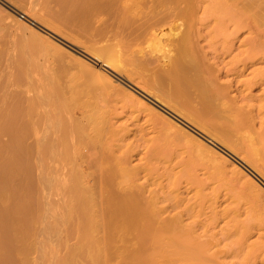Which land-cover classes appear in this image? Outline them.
Masks as SVG:
<instances>
[{"label":"bare ground","instance_id":"1","mask_svg":"<svg viewBox=\"0 0 264 264\" xmlns=\"http://www.w3.org/2000/svg\"><path fill=\"white\" fill-rule=\"evenodd\" d=\"M48 3H49V1H48ZM58 3L61 5L60 7L64 8V10H66V12L72 11V13L74 12L73 13L74 15L75 14L81 15V16L83 15V17H86L85 15H88V14H92V13L94 14V11L96 12V14L98 12H100V14L102 12H108L110 15L113 14V17H112L113 19H111V22L114 20L113 24L109 23L111 26H115V27L111 28L112 32L107 30L106 31L107 33H106V32H104L105 30L103 28H101L103 31L100 30V34H99L98 33L99 30H98L97 33L100 36L105 35V34H107V36H108V34H111L108 36V38H110V41L111 40L113 41V39L114 40L118 39L119 36L121 38V35L125 32L122 35V37L124 36V40H126L125 37L127 35V41H128V43H130V44H128L127 42H123V43H125L124 48H127L126 52H127V50H129L131 52L129 54V57L133 53L136 54V56L139 55L137 53L140 52V49H139V52L135 53L136 52L135 51V48H136L135 43H136V45H138V47H141L143 45H139V44H142L143 40H148L149 44H150L149 50L152 52L154 51V52L149 53L150 51L148 50V53H143L144 51L142 50V52H140L141 55H139V56L140 57L142 56V59H144L143 61L139 60V58H140L139 56L136 57V56L132 55V57L138 58V60L132 58L134 61L135 60L141 61V63L135 61L134 62L135 65H136V63H139V64H137V66L139 65L138 67H140V65H141L143 67V69L141 70L142 72H143V70H145V72H147V73L151 72L150 74H152L153 77L154 76L156 78L158 77L157 82H161L162 84H164V85L166 84L167 86H169L168 91L170 93L165 92V90H163L164 85L162 86L163 88L161 87L162 91H164L165 93H168V95L171 94L175 97V99L177 98L180 100V101H177V103H178L177 106L180 107L181 109H185L186 111L185 112H183V111L179 112V114L182 113V115H184V117L187 120L193 122L194 124H196L197 126L202 128L203 130L209 132L208 128L210 126H209L208 122L212 118L213 119L215 118V120H217V121L223 122V124L226 125V128H227V124H228L229 128L227 130L231 129L229 131H232V132L238 131V130L242 129L243 127H248L250 130L255 131L254 128H256V125H257L256 122H258L259 126L258 125L257 126H258L259 131L256 129L257 132L256 131L254 132L255 138H254L253 144L251 145L252 147L250 146L251 148L246 153L247 154L246 159L251 164H254V162H255L256 163L255 169H257L256 171H258V173L264 175L263 171L259 169V167H262V169L264 170V0H58ZM58 9L60 12L61 9L60 8H58ZM70 9H72V10H70ZM102 14H104V13H102ZM59 15L60 14H58L56 16L59 18L62 17ZM103 16H105V15H103ZM111 16H110V18H111ZM83 17H82V19H83ZM93 17H95V14L93 15ZM96 17H97V15H96ZM76 18H78V17H76ZM101 18H103V17H101ZM31 20H32V18H31ZM83 20H86V18H84ZM33 21L36 22L35 20H33ZM86 21L88 23L89 19H87ZM73 22H78V21H73ZM83 22L86 23L85 21H83ZM109 22H110V20H109ZM104 23H105V20H104ZM106 23H108V22L106 21ZM114 23H115V25H114ZM67 24H68V21H67ZM71 24H72V21H71ZM87 25H89V24H87ZM105 26L106 25H104V27ZM89 27H90V25H89ZM107 27H106V29H108ZM116 29H117V33H115ZM108 31L111 33H109ZM128 37H131V39ZM101 38H105V40H106V36H101ZM101 38H99V39H101ZM116 41H114V42L116 43ZM120 41H123V40L120 39ZM148 41H146V44H148ZM114 42H113V44H114ZM138 42H139V44H138ZM102 43H104V41ZM143 43H144V45H146L145 41ZM151 44L152 45L154 44L155 47H151ZM102 45L103 44H101V46L100 45L99 46L102 47ZM116 45H117L116 47H118V48L113 47L114 48L112 50L113 52H110V49H109V51H107V48H108V47H106L107 44L105 45L106 50L104 48H101V50L102 49L105 50V51L102 50L103 52H99V51L97 52V51H95L96 49L93 50L94 48H96V46L93 49L91 48V51L93 50L92 52L95 55V57H93V58L96 61L100 62V60L101 61L103 60L104 61L103 66L121 74V73H123L122 72L123 67L119 66L118 58L121 57L122 54H120V51H119L120 44L119 45L116 44ZM113 46H115V45H113ZM123 46L121 44L122 49H123ZM133 47H134V50L131 51V49H133ZM157 48H159V54H162L160 51H162L163 54L161 56H159V54H157L155 59H153L152 57H154V54L158 53V50L156 51ZM147 49H145V50H147ZM120 50H121V48H120ZM114 51L118 52L119 56ZM121 51H124V49ZM126 52L124 51L123 53L126 54ZM127 53H129V52H127ZM142 53H143V55H142ZM117 56H118V58H117ZM133 60H132V62H133ZM120 61L124 62V60H122V58ZM126 62H128V61H126ZM74 65L76 66V64H74ZM81 65H82V63H81ZM130 65L132 66L133 63H131ZM84 66H86V65H84ZM77 67L79 69L80 66L77 65ZM133 67H134V65H133ZM87 68H89V67L86 66V69ZM10 69H12V68H10ZM86 69H84V70H86ZM84 70H81L83 74L85 73V72H83ZM90 70H91V68H90ZM90 70H87V72ZM43 72H44V70H43ZM99 74H101V73H99ZM148 74H146V75H148ZM93 75H90V76L93 77ZM102 75L101 76L99 75L100 79H99V77H97L98 82L101 81V84L103 83V85L116 86L113 84V79H111L110 77L106 78ZM128 75H130V74H128ZM27 76H29V75L27 74ZM38 76H39V73H38ZM94 76H97V75L95 74ZM124 76H126V75H124ZM152 76H147V77L150 79V78H152ZM13 77H12V79H13ZM147 77H145V78L147 79ZM38 78H40V76ZM48 78L50 81V77H48ZM129 78H131V77H129ZM142 78H144V77H142ZM149 79H147V80H149ZM6 80H7V78H6ZM13 80H12V82H13ZM152 80H153V78H152ZM39 81H38V83H39ZM152 82H155V81H152ZM42 83L40 82L41 86H43ZM47 83H48V81H47ZM150 83H151V81H150ZM34 84H36V83H34ZM118 84H119V82H118ZM147 84H149V83H147ZM152 84L154 85V83H152ZM162 84H160V86ZM54 85H55V83H54ZM141 85L142 84H140V86ZM151 87H153V86H151ZM154 87L159 88L158 86H156V84L154 85ZM37 88H39V87H37ZM142 88L144 91L147 90L146 87H142ZM155 88H153V89H155ZM9 89H11V88H9ZM39 90H35V91H38V93L40 92L38 97L36 98L37 100L34 101L33 97L31 96L32 100L34 102L30 106L29 112L31 114L30 113L29 114L31 116L30 117L28 116L29 117V120L27 122L28 125L24 122V120H22V117H23L22 114L24 112L23 113L18 112L16 105L14 103H13L14 105L12 104L14 106V108L10 109L11 114H8L9 117L6 116V113L3 116H6L7 119L2 116L3 120L5 118L6 123H5V121H3V123H1L2 126L0 125L2 129L4 128L3 132H1V133H4V130H5L6 132L10 133L11 138H12L10 147H8L9 145H7V147L9 148V151L6 152L4 149L0 148V249H3L5 247H9L11 249V251L14 250L13 252H15V253H17L16 250H17V246L19 244L22 245V247H21L22 250L24 252H26L25 250H27V253H28V248H26L25 246L30 243L28 238L31 236L28 237V235L31 234L29 231H31L33 229L32 224L34 222L41 223L43 225L42 229L40 230V234L42 233L45 236L44 240L48 239V237L50 240L49 235L53 234V231H55L57 233L59 231V229H58V231H56V228L58 227V225L56 226L55 222L58 221V223H60L59 220L60 221L63 220L62 221L63 223H61V225H64V226H62L63 229H61L63 231L64 228L66 229L67 223L70 222V220L76 218L79 220L77 222H74L75 225L72 223L75 226L74 228L76 230H78L80 234L84 235V237H87L90 234V232H93L94 230L97 229V227L99 226V223H97V222L93 223L92 222L93 218H96V215H97V211L96 210L94 211L91 208V205L94 206V204H95V197L93 196V194L89 195L84 191L85 189L82 187L83 186L82 183L85 182L88 184V186H93L94 184H98L103 189L104 186H102V185L105 182H106L105 184H108L109 182H111V185H113L114 182H112V181L116 179V177H115V179L113 178L115 175L111 172L110 173L107 172L108 174H106V175H105V173L103 174V172H102L101 175H99V176L97 175V176H95V178H92L93 176L90 173V175L87 176L84 179V181L82 182L81 178L83 175H81V172L84 169L97 167L96 171L98 168H100L99 170L101 171L100 166L105 165L104 164L105 162L102 161L104 159L103 156H107L108 154H110L109 152H107V150L108 151L110 150V152L113 153V150H117V149H113V150L109 149V148L105 149V151L108 154L103 155L102 158L100 157L102 160H100V159L99 160L102 163H101V165L99 164V166H98L97 164L100 163V161L96 162L95 160L90 159L88 156L90 150L93 151V149H91V146H92V148H95V147H93L94 146L93 143H90L92 145H89V143L87 142V145L85 146V144H83L82 142L87 140V139L86 140L84 139L85 137H83V135L84 134L86 135V133H88V138L91 137V139H92L94 137L95 140L92 139L91 141L92 142L95 141V143H94L95 146H96V144H97V147L100 146V147H98L99 149L101 147H103V146H101L103 141H104L103 136L106 134L104 132L107 131V129H104L106 131H103L104 124H103L102 128H100L102 125L98 126L99 123L97 124V126L95 124L96 127H99L100 129H102L101 132L99 130H96V131H98L99 134L101 133L100 137H103L102 138L103 141L100 139L99 136L95 137V136H97L96 134L98 132L95 134V136H92V135L89 136V134H90L89 132L92 133V132H94V130L91 131V129H88V128L86 129L85 125L83 126L85 119L83 120V122L81 121L83 124L81 123V125H80V123L77 120L78 117L75 119V117H73L70 114L74 118V120H73V118L71 119L69 117L70 116L69 114H68L69 116H67V114H64V113H66V111L68 109L65 111L64 109H66V108L64 106H61L58 103L56 104V102H54V100L56 101V99L53 98L54 96L52 97V95H48L46 92L42 93ZM119 91H121V90L119 89ZM156 91H157V89H156ZM147 92H148V90L145 93H147ZM53 93L54 92H52L51 94H53ZM11 94H13V93H11ZM32 94H34V93H31V95ZM162 95L164 96V97L162 96L163 99H165V97L168 96V95L165 96L164 94H162ZM5 96H7V94H5ZM28 96H30V95H28ZM35 96H37V95L34 94V98H35ZM134 96H136V95H134ZM156 97L160 99V97L158 95H156ZM137 98L140 99V97H137ZM27 99H29V98H27ZM168 100H170V98ZM172 101L173 100H171V102ZM173 103H175V101ZM168 105H170V104H168ZM171 107L173 108V106H171ZM61 110H62V112H61ZM175 110H177V112L179 111L177 109V107H175ZM70 111H68V113H70ZM83 116H84V114H83ZM81 118H82V116H81ZM88 120H89V118H88ZM106 120L108 121L109 119H106ZM76 121L79 123L80 126L75 123ZM79 121H80V119H79ZM105 121L103 123H105V125H106L107 122H105ZM1 122H2V120H1ZM109 122L110 121H108V123ZM86 123L87 122L85 121V124ZM223 124H220V125L213 124V125H211V127L213 126V128H214L215 126L216 127L218 126L219 128H221V129H219L221 135H219L220 133H218L217 136L216 135H214V136L216 137V139H219L220 141H222L226 145V140H225L224 136L225 135L227 136L229 134L228 133L229 131H226V128ZM86 126H87V124H86ZM96 127L94 129H96ZM106 127H107V125H106ZM109 127H111V124ZM30 128H31V130H29ZM113 128H114V125H113ZM115 128H117V127H115ZM122 129H120L121 132H122ZM110 130L111 129L109 128L108 131H110ZM116 130L117 129H114L112 132L110 131L112 133V135H113L114 131L116 133ZM118 130H119V128H118ZM28 131L29 132L31 131V135H33V137L32 136H29V137L34 138L33 139L34 142H33V144H31L33 146V149L31 148L32 146L30 147L31 150H29V147H28V151H30V152L32 151V153L34 151L36 154L34 157L35 159L33 158L34 164L31 161L32 165H29L27 163L28 161L25 162V160H26L25 154L27 152V150H26L27 148L25 147L26 145L25 146L23 145L25 143V142H23V138L24 137L26 138L25 134L26 135L30 134ZM84 131H85V133H83ZM119 131H118V133H119ZM142 131H144V130H142ZM111 133H108L109 136L111 135ZM251 133L253 134V132H251ZM108 134H107V136H108ZM118 135H120V133ZM115 137H117L116 134H114L113 138H115ZM96 138H98L99 140ZM100 140H101V143H100ZM106 140L108 141L111 139L109 138ZM113 140H112V142H113ZM89 141H90V138H89ZM96 141H98L99 143ZM106 142H105V144H106ZM99 144H101V145H99ZM105 144L103 143L104 148L107 147V146L105 147ZM83 147L86 149V152L82 150ZM8 148H7V150H8ZM98 148H95L94 150L97 152L96 149H98ZM102 151H104V150H102ZM30 152H29V154H30ZM72 152H74L76 154V156L79 157L80 162H78L77 160L75 161L74 159H71V162L69 161L71 157L73 158V156H75V154L74 153L72 154ZM102 153L103 152H101V154ZM101 154L97 153V155H96V153H95V156H96V157L94 156L95 159L98 160V158H99L98 156H101ZM114 154H116V153H114ZM114 154H112V155L114 156ZM112 155L111 154L108 155L107 158L109 159V157ZM76 156H75V158H77ZM116 156H117V154H116ZM28 157H29V155H28ZM30 157H32V156H30ZM63 158L64 159L67 158V161H66V159L64 161ZM60 159H62V162L60 161L61 164L65 163L66 167L70 168V166H68L67 164L69 162L71 165L72 160H74L76 162V165H79V167L76 165L73 166L74 165L73 164L71 166L74 167V170H69V168H67L68 171L67 170L59 171L62 168V166L60 167L59 170L57 169L59 172L55 168L54 169L56 171L53 170L52 166H51L52 163L56 162L57 160H60ZM30 160H32V158ZM119 160H120V158H119ZM63 161H64V163H63ZM109 161H110V159H109ZM66 162H67V164H66ZM75 162H73V163H75ZM123 162H124V160H123ZM106 164H107V162H106ZM120 166H121V164H120ZM33 167L35 169V172H34ZM73 167H72V169H73ZM75 167H78L77 171H75L76 170ZM102 168H105V166ZM134 168H135V166H134ZM137 168H139V166ZM63 169L64 168H62L61 170H63ZM114 169H116V168H114ZM128 170H129L128 172L131 175L132 179H135L133 177H135L136 173L139 174L138 169H137V172L133 169L131 171H130V169H128ZM116 171H117V169H116ZM32 173L36 176H32L31 175ZM134 173H135V175H134ZM97 174H98V171H97ZM17 175H20V176L25 175L26 178L28 177L27 184L24 185V183L21 181L22 182L21 185H19V183H18V185H16L17 184V181H16ZM137 177H136V179H137ZM13 182H15L16 184H14ZM245 185L246 184L244 183V186ZM118 186H119V184H118ZM133 186L136 187V185H133ZM144 186L143 185H142V187L137 186L136 191L133 190L134 187H132V191L129 190L130 192H128V194H126L127 192L125 194L124 193L121 194V192L119 193V191H117V192L113 191L114 194L110 193L112 195V197H111L112 201L115 200V201H118L119 203L116 202V204L118 205V210H115L113 212H109V211H112L113 209L109 210L106 213V215H107L106 219L105 220L103 219L102 229L105 232L106 246L108 247L111 244V241H114L117 237L123 236L124 232H128V231L132 232L134 230H138V232H139L138 236H134L135 241H136L135 243L137 245L133 249L127 248L124 252H122L120 254L121 261L119 264H191L192 261H195V262L199 261L198 264H200V263H202V264H227L225 259H224L229 255V254L227 255V253H226L227 250L224 252L223 251L224 249L222 248L223 250H221V251H218V249H217V251L211 252L212 249L218 245L219 239H217V241L215 240L216 234L213 235L209 232L208 234H211L212 237H209L210 236L209 235L207 239H206L207 236L205 238L202 236L199 237L200 235L198 237H195L194 235L196 234L195 232L197 230H196V228H195L196 226H194V224H196V223L191 222V224H185L184 226L181 225L184 222L181 220V219H183L182 216H184L183 212H181L182 214L179 213L180 215L178 214L179 216L182 215L179 218L172 217L173 219H170L171 216L169 215V219L168 218L165 219L163 217V214L167 213L169 208L167 206L166 207L160 206V199H159L160 197H158L159 196L158 193L155 194L156 195L155 199L157 198L158 200L153 199L154 202L153 201H152L153 203L150 202V199H152L154 197V194H153L152 198H151V195L145 197L144 192L146 190H143V189H146V187L143 188ZM244 186H242V188L240 186V188L243 189ZM105 187L107 188V185ZM252 187L255 188L256 186L253 184ZM138 188H140V190L142 188L143 192L140 191ZM161 188H163V187H161ZM246 188H244V189H246L247 191L245 192L244 189H243V191L248 195H250L252 193L251 190H254V189L249 188V186ZM257 189H258L257 190L258 192L256 191V189L254 192H257L256 194H258V193L261 194V190H259L258 187H257ZM33 190L38 191V194H40L38 196H41V198L37 196L38 197V198L36 197L37 202L36 203L33 202V205L28 203L29 204L28 205L26 203L27 201H24L23 196L28 195ZM42 190H44V191L42 192ZM152 191H154V190H152ZM243 191L241 193H243ZM44 192H45L46 196H44ZM115 193H116V195H115ZM152 193H155V191ZM147 194L148 193H146V195ZM42 195L45 198L44 200H42ZM252 195H250V196H252ZM118 196H119V198H118ZM250 196H249V199H250ZM262 196H264L263 193H262ZM10 197H12L13 199L11 200ZM109 197L110 196L103 197L106 200L107 199H110V200L105 201V199H102L103 200L102 202L103 203H105V202L109 203L111 201V198H109ZM177 197H179V196H177ZM260 197H261V195L258 194V195H255L254 196L255 199H253L255 201V203H258L259 206L261 204L263 205V203L261 202L262 199ZM249 199H248V201H250ZM7 200L9 202H10V200L13 202L12 204L10 202V204H9V206L11 205L10 207L6 206V205H8ZM210 200H214V199H210ZM217 201H219V199ZM211 203H213V202H211ZM216 207H217V205H216ZM239 207H237V209H233V211H234L233 215H236L235 216L236 218H238L237 215H240ZM241 208H242V206H241ZM183 209H184V207L180 210H183ZM190 209H188V210L190 211ZM249 209H250V207H249ZM192 210L193 209H191V213H192ZM217 210L218 211L213 210L214 211L213 213H215L214 214L215 216H218V215L221 216L222 213L223 214L227 213V211L225 209H224L225 211L224 210L222 211V209L220 210V211H222L221 214H220L218 208H217ZM37 211H39V213H41V214H37L38 213ZM189 211L187 214H189ZM209 211L210 210H208V212ZM244 211H246V210H244ZM185 212H186V210H185ZM108 213L109 214L111 213L110 214L111 216H109ZM197 213L199 214V212H197ZM205 213L207 214V212H205ZM190 215H189V217H190ZM59 216H61V217H59ZM212 216H213V214H212ZM57 218L59 220H57ZM200 218H202V217H200ZM191 219H192V217H191ZM210 219H213V218H210ZM207 220H208V217H207ZM139 221H144V223L142 225H140L138 228L137 227L135 228V225L138 224ZM213 221H216V220H213ZM180 222H181V224H180ZM175 224H179V225H175ZM198 224H200V223H198ZM208 224H207V226H208ZM237 224H238V222H237ZM70 225H69V227H70ZM73 225L71 228H73ZM204 226H206V225H204ZM244 226L245 225L243 223H241L238 226L234 227L233 230H231V229H228L229 231L226 230L227 232H225V230L222 229V231H223L222 234L224 235V232H225L226 239L230 238L231 235H233V234H234V236H236L237 234H242V233H243L242 235H246V233H247V236L251 235L250 234L251 232L248 230V227H246V226L244 227ZM31 227H32V229L30 230ZM15 229H18L17 235H18V231H20L21 235L19 234L17 236L15 233H13L15 231ZM69 229H67V230H69ZM203 229H204V227H203ZM251 229H252V227H251ZM149 231H151L152 233H165V234H167V236L164 237V239H162V241L159 242V247L156 249H152V250L149 249L148 248L149 239L142 236V234H141V233H146ZM231 231H233V232L231 233ZM65 232L63 231V233H65ZM68 233H69V231H68ZM34 234H35V232H34ZM37 234H38V232H37ZM42 234L39 236H43ZM46 234H48V235H46ZM197 234H199V233H197ZM202 235L204 236L205 234L202 233ZM262 235H264V234H262ZM26 237H28V238L26 239ZM32 237H33V235H32ZM261 237H264V236H261ZM202 238H204L205 240ZM24 239L28 240L29 242L24 240ZM242 239L243 238H241V242L243 243L244 240H242ZM131 240L132 239H129L128 241L130 242ZM24 241H25V243L27 242L25 246L23 245ZM37 241H39V240H37ZM133 241H134V239L131 241V243ZM49 242H52V241H49ZM108 242H109V245H108ZM241 242L239 240V243H241ZM250 243H251V241H250ZM33 244H34V242H33ZM33 244H31V245H33ZM90 244L93 245V243H88V241L86 240V245H90ZM94 245H95L97 252L99 253V256L101 255L102 258L104 259V257H103L104 246L101 244V240L96 241V243H94ZM243 245H246L247 246L246 248L248 249L246 251L244 250L245 252L240 251L241 254L242 253L245 254L244 257L246 256L245 257L246 258L245 264H257L256 260H254V259L256 258V255H257L255 251H259V248L256 250V248L258 246L255 248L254 244H249L250 246H248L245 243ZM41 246H43V245H41ZM44 246L46 247V243ZM27 247H28V245H27ZM18 248H19V246H18ZM21 248L19 250H21ZM47 248H49V246ZM58 248H56V249H58ZM81 248H82V246H81ZM81 248L78 247L79 250H81ZM56 249H55V251H56ZM234 249H235V247H234ZM239 249L240 248H238V250ZM243 249H244V247H243ZM260 250H262V249L260 248ZM4 252H6V255L8 256L7 251L4 250ZM10 253L11 252H9V254ZM233 253H234V251L232 252L231 256H233ZM259 253H260V251H259ZM22 254H24V253L22 252ZM6 255H5V257H6V259H5V257L3 258L2 257L3 255L1 256V253H0V256H1L0 257V264H3V263L7 264L5 262H9V264H10V262L14 263L13 261H10V260L8 261L7 260L8 258ZM234 255L238 256L237 254H234ZM239 256H240V254H239ZM14 257H15V255H14ZM228 257H230V256H228ZM258 257H259V255H258ZM1 258H2L3 262H1ZM43 258H45V257H43ZM231 258L234 259V256ZM4 259H5V261H4ZM57 260H59V258H57ZM57 260L53 259V262L56 261V263H57ZM69 260H70V258H69ZM228 260H230V259H228ZM231 260H230V262H231ZM60 261H62V260L60 259L59 262ZM53 262H51V263L53 264ZM23 263L25 264L27 262H23ZM69 263L71 264L70 261H69ZM241 263H242V261H241ZM14 264H16V263H14ZM195 264H197V263H195ZM228 264H229V262H228Z\"/></svg>","mask_w":264,"mask_h":264},{"label":"rangeland","instance_id":"2","mask_svg":"<svg viewBox=\"0 0 264 264\" xmlns=\"http://www.w3.org/2000/svg\"><path fill=\"white\" fill-rule=\"evenodd\" d=\"M60 6L61 5L58 3V0H0V105H1L0 106V125L2 126L1 123L5 121L6 116L9 117L8 114H11L10 109L14 108L13 106L14 104L16 105L18 112L20 113L24 112L22 114L23 116L22 120H24V122L27 124L29 117L31 116L30 115L31 113L29 112L30 106L33 104L35 100H37L36 98L38 97L40 93V92L38 93V91H35V90L40 89L39 91H41L42 93L46 92L48 95H52V97L54 96L53 98L56 99V101L54 100V102H56V104L58 103L59 105L64 106L66 108L64 109L65 111L68 109L66 113L64 114H67V116L71 114L73 117H75V119L78 117L77 120L80 123V125L85 119L84 124L82 123L83 126L85 125V128L91 129V131L94 130V132L92 133L89 132L90 133L89 136L91 135L95 136V134L98 132L96 130H99L101 132L102 129L100 128L103 127V124H104L103 131H106L104 129H107V131L104 132L106 133L105 134L106 136L108 133H111L114 129H117L116 133L115 131L113 132V135L112 133L110 136L108 134L109 137L108 136L106 137L104 135L103 136L104 141L102 140L103 137H100L101 133L99 134L98 132L96 134L97 136L95 137L99 136L104 144L107 141L106 139H109V138L111 139L106 142L105 144V147L107 146L106 148H104L103 143L102 145L99 144L103 146L100 148L101 150L98 148L100 146L97 147V144L95 146L94 137L92 138L94 139L93 140L94 142H92L91 137H89L90 138V141H89L88 133H86V135L85 134L83 135V137H85L84 139L85 140L87 139L86 141H84L85 143L82 142L83 144H85V146L87 145V142H88L89 145H92L90 143H93L94 145L93 147L98 148L96 149L97 150L96 152L94 150L95 148H92L91 146V149H93V151L90 150L89 152L88 156L90 159H93L96 162L97 161L99 162L100 160H102L101 158L103 155L108 154L107 152H109L111 155L116 153L118 157L116 156V154H114L115 157L113 155L110 156L109 157L110 161H109L107 156L110 154H108L107 156H103L104 159L102 161L105 162V163L103 162L105 164L104 165L105 168H102L104 166L101 165L102 162L100 161V163L97 164L98 166L99 164L101 165L100 166L101 171L99 170L100 168L97 169L98 174L96 171L97 167H94L95 169L94 168L84 169L81 172V175H83L81 178L82 182L87 176L90 175V173L93 176L92 178H95V176L101 175L102 172L103 174L105 173V175L111 172L115 175L113 178L115 179L116 177V179L112 181L114 182L113 185H111V182L109 183L107 182L108 184H105L106 183L105 182L102 186L105 187L107 185V188L105 187L106 189L104 187L102 189V187L99 186L98 184H94L93 186H88L87 183L85 182L82 183L83 185L82 187L85 189L84 191L89 195L93 194V196L95 197V204L94 206L91 205V208L94 211L95 210L97 211V215H96V218H93L92 222L99 223V226L97 227V229L94 230L93 232H90V234L87 237H84V235L80 234L79 231L74 228L75 227L74 222H77L79 220L76 218L70 220V222L67 223L66 229L64 228L63 230L64 232L66 231L65 233H63V231L61 230L63 229L62 226H64V225H61V223H63L62 222L63 220L60 221L57 218V220H59L60 223H58V221L55 222L56 226L58 225V227L56 228V231H58L59 229L60 232L58 231L57 233L53 231V234L49 235L50 240H49V237L48 239L44 240L45 236L42 233L41 234L43 236H39L41 235L40 230L42 229L43 225L41 223L34 222L32 224L33 229L31 227L30 230L31 229L32 230L29 231L31 234L28 235V237L29 236L31 237L29 238L26 237V239L28 238V240L30 241V243L27 244L28 247L26 245L27 242L26 243L25 241L23 242V245L24 246L26 245L25 247L28 248V253H27V250H25L26 252H24L21 248L22 245L19 244L18 245L19 248L17 246V250H16L17 253L13 252L14 250L11 251L9 247L3 248L4 250L7 251L8 256L6 255V252H4L3 249H0L1 256L3 255L2 257L4 258L6 255L8 258L7 259L8 261L9 260L13 261L16 264H24L23 262H27L25 264H49V263L52 264L51 262H53V259L57 260V258H59V260L61 259L62 261L59 262V260H57V263L56 261H54L55 263L53 262V264H58V263L59 264H70L69 261L71 262V264H119L121 261L120 254L124 252L127 248L133 249L137 245L135 243L136 241H135L134 236H138L139 232L138 230H134L132 232L131 231L124 232L123 236L117 237L114 241H111L110 245H109V242H110L109 241L108 242L109 246L108 247L106 246L105 232L102 229L103 219L104 220L106 219L107 217L106 213L109 210L113 209L112 211H109V212L118 210V205L116 204V202L119 203L118 201H115V200L112 201L111 194L113 193V191L114 192L119 191V193L121 192V194L122 193L125 194L127 192L126 194H128V192H130L129 190L132 191V187H134L133 190L136 191L137 186L142 187V185L143 186L145 185L143 187V188L146 187V189H143V190H146L144 192L145 193L144 196L147 197L151 195V198H152L154 194V197L150 199V202L152 201L154 202L153 199H155L156 197L155 194L158 193L159 196L158 195L157 196L160 197L159 198L160 206H165V207L167 206L169 208L168 212L163 214V217L165 219L167 218L169 219V215L171 216L170 219H173L172 217L179 218L182 216V215L181 216L179 215L182 214L181 212H183V215L185 217L182 216L184 220L183 219L181 220L184 221L183 222L184 224L183 223L181 224V222L180 224L184 226L185 224H191V222L196 223L194 224L197 230L195 232L196 234L194 235L195 237H198L200 235L199 237L202 236L205 238L207 236L206 237L207 239L209 235H210L209 237H212L211 234L213 235L216 234L215 240L217 241V239H219L218 245L215 246L216 248L214 247L211 252L217 251V249L218 251H221L224 249L223 250L224 252L227 250L226 253L227 255L229 254L228 256H230V257L227 256L226 257L227 259L224 258L227 264L228 262L229 264L230 263L232 264L233 262H234L233 264H237V263L240 264L241 261H242L241 264H245L246 256L244 257L245 255L244 253L241 254L242 251L245 252L246 250H248L246 248L247 246L243 245L245 243L248 246H250L249 244H254L255 248L258 246L256 250L259 248L260 253L259 251H255L257 254L256 255L257 259L256 258L255 259L253 258V259L256 260L257 264L258 263L264 264V237H261V236H264L262 235L264 234V196H262V193L264 194V175L256 171L257 169H255V165H256L255 162L254 164H251L246 159V156H247L246 153L252 147L251 145L253 144V141L255 138L254 132L256 131V129L259 131L258 122H256L258 126L256 125V128H254L255 131L250 130L248 127H243L242 129L238 131L232 132V131H229L231 129L227 130L229 128L228 124L226 128V125L223 124V122L217 121L215 120V118L210 119L211 118L210 117L209 118L210 121L208 122L210 126L208 128L209 132L203 130L202 128L194 124L193 122L187 120L184 117V115H182V113L179 114V112H182V111L185 112L186 110L181 109L180 107L177 106L178 105L177 101H180L179 99L177 98L175 99L173 95L171 94L168 95V93H165V92H169L168 91L169 86H167L166 84L164 85L161 82H157L158 77L157 78L155 76L153 77L152 74H150L151 72H148L149 73L148 74L147 72H145V70H143L142 72L141 70L143 69V67L141 65H140L141 68L138 67L139 65L137 66V64L141 63V61L144 60L142 59V56L141 57L139 56L141 55L140 52H142L143 50L144 51L143 53H148V50L150 48L149 47L150 44L148 40H143L142 44H139L138 42L139 45H143L145 48L143 46L138 47V45H136L135 43V46H136L135 53L139 52V49H140V52L137 54H139L138 56L141 58V59L139 58V60L141 61H136L138 60V58L132 57V55L136 56V54L132 52L133 54L130 55L129 57V54L131 52L127 50V52H129L127 53L126 52L127 48H124L125 43L123 42L128 43L127 35L125 37L126 40H124V36L122 37V35L125 32L121 35V38L119 36L118 39H116L117 41L114 39L113 41L112 40L110 41V38H108V36L111 34H108V36L107 34L101 35V36H106V40L105 38H101V36L99 35L100 30H102L101 28H103L105 30L104 32H106L107 30L111 31V28L115 27L109 24V23L113 24L114 20L111 22V19H113L112 18L113 14H111L112 16L108 12H102L104 14L102 13L100 14V12H98L96 14V12L94 11L95 17H93L94 15L93 13L85 15L86 17H83V15L82 16L77 15V14L74 15L73 14L74 12L72 13V11L66 12V10H64V8ZM58 8L60 9L62 8L61 9L62 11L60 10L59 12ZM58 14H60L59 16H62V17L60 18L57 17L56 15ZM82 17L83 19L86 18V20L89 19L88 23L86 20H83ZM33 20H35L36 22H34ZM104 20H105V23H104ZM67 21H68V24H67ZM71 21H72V24H71ZM73 21H78V22H73ZM83 21H85L86 23H84ZM106 21L108 23H106ZM87 24H89L90 27ZM104 25L106 26L104 27ZM106 27L108 29H106ZM98 30H99L98 32L99 34L97 33ZM115 33H117V29ZM128 38L131 39V37H128ZM120 39L123 41H120ZM103 41L104 43H102ZM114 41H116V43ZM144 41H145V44H146V41H148V44H146L147 46L144 45L143 43ZM101 44H103L102 47H100ZM104 44L105 45L107 44L106 46L108 47L107 51H109L110 49V52H113L112 51L114 49L113 47H116L117 46L116 44L118 45L120 44L119 51H120V54H122L121 57L118 58L119 56L118 52H115V51L114 52L117 53L118 55L117 56L118 64L120 67H123V69L121 68L123 73L121 74L117 73L103 66V62H104L103 60L102 61L100 60V62H98L93 58L95 57V55L92 52L93 50L96 49L95 51L97 52L98 51L103 52L106 50V47ZM121 44L122 46L124 45L123 49L126 52V54L123 53L124 51H121L123 50L121 47ZM95 46L96 48H94ZM134 47L133 49H131V51L134 50ZM151 47H155L154 44L153 45L151 44ZM91 48L92 49L94 48V49L91 51ZM101 48H104L105 50L102 49L103 50L102 51ZM157 50H158V53L154 54V57H152L153 59H155L156 55L159 54V48H157L156 51ZM151 52L152 51H150L149 53ZM160 52L163 54L162 51ZM162 54H159V56H161ZM121 58L122 60H124V62L120 61ZM132 58L136 59L135 61L139 63H136L135 65L134 63L135 61ZM126 61L128 62L130 61L129 62L130 64L133 63L134 67L133 65L131 66ZM74 64H76V66ZM77 65L80 66L79 69ZM84 65H86L89 68L86 69V66ZM81 70H84L83 72L85 73L83 74ZM87 70H90V71L87 72ZM26 73L29 76H27ZM38 73H39L40 78H38L39 77ZM94 73L97 76H94L95 75ZM145 73L148 75H146ZM89 74L90 75L94 74V75L92 77ZM99 75L100 76L102 75L106 78L110 77L111 79H113V84L116 86L103 85V83L101 84V81L100 82L97 81L98 80L97 77H99ZM141 76L144 78H142ZM147 76H152L153 80L152 78L149 79ZM12 77L14 80L12 79ZM48 77H50L51 82L49 81ZM145 77H147V79H149L151 83ZM152 81H155L156 83ZM40 82L41 83L43 82L42 85L44 87L41 86ZM152 83H154V85L156 84V86L158 87L160 86V84L162 85L159 88H155ZM140 84H142L141 85L142 87L147 88L148 94L145 93L147 90L144 91L143 88L140 86ZM150 85L153 87H151ZM163 85H164V88L162 87ZM161 87L163 88V90H165V92L162 91ZM119 89L121 91H119ZM156 89L158 92L156 91ZM50 92L51 93L54 92V93L51 94ZM31 93H34L37 96H35L34 98V94L31 95ZM161 93L164 94L165 96L166 95L168 96H166L165 99H163L164 96ZM5 94H7V96H5ZM133 94L136 96H134ZM156 95H158L160 99L157 98ZM31 96L33 97L34 101L32 100ZM137 97H140V99ZM169 98L170 100H168ZM171 100L173 101L171 102ZM174 101L175 103H173ZM171 106H173V108ZM174 106L177 107V109L179 110L178 112L177 110H175ZM68 111H70V113H68ZM5 113H6V116H3L5 115ZM71 115L69 117L72 119L73 117ZM2 116L5 117L4 120ZM105 118L109 119L108 121H110L111 123L110 122L108 123V121ZM85 121L87 122L86 123L87 126L85 124ZM104 121L107 122L106 124L107 127L105 123H103ZM78 122L76 121L75 123L79 125ZM98 123H99L98 126L102 125L100 128L96 127ZM110 124H111V127H109ZM213 124L215 125L223 124L226 128V131H229L228 132L229 134L227 133L228 135L224 136L226 140V145L219 139H216V137L214 136V135L217 136L218 133H220L219 129L221 128H219L218 126L217 128L215 126L216 128L214 127L215 128L214 129L213 126L211 127V125ZM113 125H114V128H113ZM95 127L96 129H94ZM109 128L113 130L112 131L110 130L111 131L110 132L108 131ZM118 128L119 130L123 128L122 132L121 130L119 131ZM1 129H0V148L4 149L7 152L9 151L8 147H10L11 145L12 138H11L10 133L6 132L5 130H4V133H1L3 132L4 128L2 130ZM29 130H31V128ZM118 131L120 135H118L119 134ZM251 132H253V134ZM29 133L30 134L28 135L25 134L26 138L25 137L23 138V142H25L23 145L24 146L26 145L25 147L27 148L26 149L27 152L25 154V158H26L25 162L28 161L27 163L29 165H32L31 161L34 164L33 160L35 159L34 157L36 154L34 151L33 153L32 151L31 152L28 151V147H29V150H31L30 149V147L32 146L31 144H33L34 142L33 141L34 138H32L33 135H31V131ZM83 133H85V131ZM114 134H116L117 137L113 138ZM219 135H221V133ZM29 136H32V137H29ZM101 140H100V143H101ZM7 145L9 146L7 147ZM31 148L33 149V146ZM108 148L112 150L113 149H117V150H113V153L110 152V150L109 151L107 150L106 152L105 149H108ZM84 149L85 148L83 147L82 150L86 152V149L85 150ZM94 152L96 153V155L97 153L98 154L99 153L101 154V152L103 153L101 154V156H98L99 158L97 157L98 160H96L95 159L96 156ZM73 153L74 152H72V154ZM75 156H73V158L69 157L70 158L69 161L71 162V159H74L75 161L77 160L78 162H80L79 157L76 156L77 158H75ZM31 158L32 160H30ZM67 158H65L66 161H67ZM65 159L63 158L64 161ZM74 160H72V164H71V165L74 164L73 166L76 165V162ZM123 160L125 163L123 162ZM58 161L62 162V159L57 160L56 162H53L54 164L52 163L51 165L52 169L59 170L60 167L62 166V168L64 169L61 170L62 169L61 168L59 171H64V170L68 171L67 168L69 167H66L64 161H63L64 164H61V162L59 163ZM67 165L70 166L69 170H74V167L71 166L69 162ZM76 166L79 167V165H76ZM138 166L139 168H137ZM78 167H75L76 168L75 171H77ZM114 168H116L117 171ZM128 169H130V171L133 169L136 172L138 169L139 174L135 172L136 173L135 175L134 173L135 177L133 178L135 179H132L131 175L128 172L129 171ZM259 169L262 170L264 174V170L262 169V167H259ZM34 172H35V169H34ZM33 173L31 175L36 176L34 175L35 173L34 174ZM16 179L15 180L17 181V184L15 183L16 181L13 182L16 185H18V183L19 185H21L22 182L24 183V185H26L28 181L27 180L28 177L26 178L25 175H21V176L17 175ZM244 183L246 184L245 186H244ZM253 184L256 186L255 188L252 187ZM133 185H136V187ZM160 186L163 188H161ZM240 186L241 188L242 186H244L243 189L248 186L249 188L254 189V190H251L252 193L250 194V195L252 194L253 195L250 196L246 194L245 192L247 191L246 190L247 188L244 189L245 191L244 192L243 189L240 188ZM257 187L259 188V190H261V194L260 193L258 194L261 195L260 198L262 199L261 202L263 203V205L261 204L260 206L258 205V203H255V201L253 200L255 199L254 196L258 195L256 194L258 192ZM138 189L140 190V188ZM255 189L257 192H254ZM143 190L141 188L140 191L143 192ZM152 190H154L155 193H152L154 192ZM241 190L243 191V193H241L242 192ZM33 191H31V193H29L28 195L23 196L24 201H27L26 202L27 204L30 203L33 205V202L34 203L37 202L38 197L41 198V196H38L40 195L38 194V191L36 190H33ZM43 191L44 190H42V192ZM45 192H44V196H46ZM146 193L148 194L146 195ZM44 196L42 195V200L45 199ZM108 196H110L109 198H111V201L109 203L108 202L103 203L102 199H105L103 197H108ZM249 196H250V199H249ZM10 199L12 200L13 198L10 197ZM210 199H214V200H210ZM218 199L219 201H217ZM248 199L250 201H248ZM11 200L10 202L12 204L13 202ZM109 200L110 199H107V200L105 199V201H109ZM155 200H158V199L156 198ZM181 200L182 201L184 200V201L182 202ZM10 202L8 201V205L6 206L10 207L11 206V205L9 206ZM183 207L186 210V212L184 209L180 210ZM237 207H239V210H240V215H237L238 218L235 217L236 215H233L234 214L233 209H237ZM190 208L193 209L192 213H191ZM217 208L219 209L220 214L222 213L224 209L227 211V213L226 214L222 213L221 216L220 215L215 216L214 215L215 213H213L214 212L213 210L218 211ZM188 209H190V211ZM221 209L222 211H220ZM208 210L210 211L208 212ZM188 211H189V214H187ZM37 212H38L37 214H41L39 213V211ZM197 212H199V214ZM205 212H207V214ZM110 214L109 216H111ZM207 217H208V220L210 218H213V219H210L208 221ZM213 220H216V221H213ZM214 222L215 223L217 222V223L215 224ZM240 222L243 223L246 227H248V230L251 232V233L249 232L251 235L248 234L250 237L247 236V233L246 235H242L243 234L242 233V234H237L236 236H234L233 234L231 235L230 238L226 239L225 232L229 231L228 229L233 230L234 227L241 224ZM143 223L144 221H139V223L135 225V228L136 227L138 228ZM198 223H200L201 225ZM72 225H73V228H71ZM175 225H179V224H175ZM222 229L225 230L224 235L222 234L223 233ZM17 230L18 229H15L16 232L15 231L13 232L16 235H17ZM209 232L211 234H208ZM232 232L233 231H231V233ZM202 233L205 235L203 236ZM19 234H20V231H18V235ZM141 234L142 236L149 239L148 248L151 250L158 248L159 242L162 241V239H164V237L167 236V234L165 233H152L151 231L146 232V233H141ZM240 237L243 238L242 239L244 240L243 243L241 242ZM129 239H132V240L134 239V241L131 243L132 240L129 242L128 241ZM86 240L88 241V243H93V245L92 244L86 245ZM98 240H101V244L104 246V252H103L104 259L102 258L101 255L99 256V253L97 252L95 245H94V243H96V241ZM239 240L242 244L239 243ZM49 241H52V242H49ZM44 242L46 243V247L44 246L45 245ZM31 244H33L34 246ZM47 245L49 246V248H47L48 247ZM81 246L83 249L81 248ZM55 247L56 248L59 247V248L56 249ZM78 247L81 248V250H79ZM20 248L21 250H19ZM238 248L240 249L238 250ZM260 248L262 250H260ZM232 250L234 251L233 253L234 259L231 258L233 257L231 256L233 252ZM21 251L24 254H22ZM9 252L11 253L9 254ZM234 254H237L238 256H235ZM68 257L70 258V260ZM228 259L230 260L232 259L231 262ZM1 262H3L2 258H1ZM194 262L195 261H192L193 264L195 263L198 264L199 261L198 262L196 261L195 263ZM5 263L9 264V262H5ZM14 263L10 262V264H14Z\"/></svg>","mask_w":264,"mask_h":264}]
</instances>
